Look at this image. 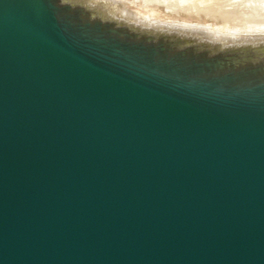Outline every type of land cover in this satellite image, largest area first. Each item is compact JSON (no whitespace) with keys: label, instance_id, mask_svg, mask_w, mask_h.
I'll list each match as a JSON object with an SVG mask.
<instances>
[{"label":"water","instance_id":"obj_1","mask_svg":"<svg viewBox=\"0 0 264 264\" xmlns=\"http://www.w3.org/2000/svg\"><path fill=\"white\" fill-rule=\"evenodd\" d=\"M0 264H264V0H0Z\"/></svg>","mask_w":264,"mask_h":264}]
</instances>
